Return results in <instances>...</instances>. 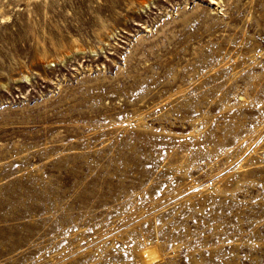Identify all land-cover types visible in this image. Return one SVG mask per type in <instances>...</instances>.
Instances as JSON below:
<instances>
[{"label": "rangeland", "instance_id": "1", "mask_svg": "<svg viewBox=\"0 0 264 264\" xmlns=\"http://www.w3.org/2000/svg\"><path fill=\"white\" fill-rule=\"evenodd\" d=\"M0 264H264V0H0Z\"/></svg>", "mask_w": 264, "mask_h": 264}, {"label": "bare ground", "instance_id": "2", "mask_svg": "<svg viewBox=\"0 0 264 264\" xmlns=\"http://www.w3.org/2000/svg\"><path fill=\"white\" fill-rule=\"evenodd\" d=\"M140 255L144 263H151L160 257L159 250L155 244H146L140 249Z\"/></svg>", "mask_w": 264, "mask_h": 264}]
</instances>
